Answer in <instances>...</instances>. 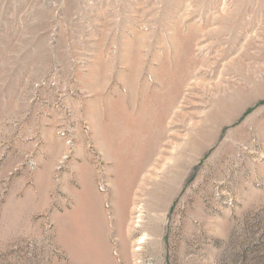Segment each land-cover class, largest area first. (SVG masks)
Returning a JSON list of instances; mask_svg holds the SVG:
<instances>
[{
  "label": "rangeland",
  "instance_id": "1",
  "mask_svg": "<svg viewBox=\"0 0 264 264\" xmlns=\"http://www.w3.org/2000/svg\"><path fill=\"white\" fill-rule=\"evenodd\" d=\"M0 264H264V0H0Z\"/></svg>",
  "mask_w": 264,
  "mask_h": 264
}]
</instances>
